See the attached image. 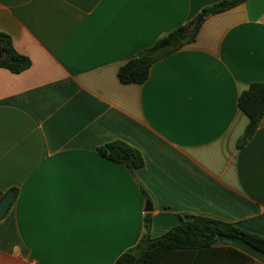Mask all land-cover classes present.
Listing matches in <instances>:
<instances>
[{
  "label": "crops",
  "instance_id": "crops-1",
  "mask_svg": "<svg viewBox=\"0 0 264 264\" xmlns=\"http://www.w3.org/2000/svg\"><path fill=\"white\" fill-rule=\"evenodd\" d=\"M220 1L0 0V32L30 60L17 73L0 66V191L16 189L0 218V264H114L147 213L152 237L186 214L264 237V114L239 146L237 105L264 83V0L202 16ZM184 25L193 38L142 84L119 82L121 64ZM115 140L144 164L100 157ZM213 246L264 264L237 238Z\"/></svg>",
  "mask_w": 264,
  "mask_h": 264
},
{
  "label": "trees",
  "instance_id": "trees-1",
  "mask_svg": "<svg viewBox=\"0 0 264 264\" xmlns=\"http://www.w3.org/2000/svg\"><path fill=\"white\" fill-rule=\"evenodd\" d=\"M242 0L220 1L202 9V16L214 14L231 8ZM195 30L188 33L186 26H180L158 38L153 45L139 54L128 58L117 70V78L122 84H142L148 77L151 64L181 47L187 39L193 38ZM0 66L17 73L30 65L27 56L18 53L12 46L6 33L0 32ZM240 111L246 116L247 124L238 140L244 144L256 130L264 114V83L252 82L237 99ZM98 155L108 161L125 165L128 169L139 168L144 164L140 151L126 142L115 140L97 148ZM13 191L12 204L16 189ZM6 192L0 191V199ZM150 214L144 217V233L131 252L122 253L114 264H252L249 256L228 247H214L217 236L237 238L264 254V237L228 222L203 215H178V223L164 233L152 237L149 233ZM190 253H202L207 258L185 256ZM231 251L233 254H226ZM218 258L222 261L216 262ZM172 259V261H171ZM216 259V260H215Z\"/></svg>",
  "mask_w": 264,
  "mask_h": 264
},
{
  "label": "water",
  "instance_id": "water-1",
  "mask_svg": "<svg viewBox=\"0 0 264 264\" xmlns=\"http://www.w3.org/2000/svg\"><path fill=\"white\" fill-rule=\"evenodd\" d=\"M202 20V16L199 15L198 19H196L195 24L200 23ZM0 57H1V49H0ZM13 197V191H8L1 199H0V218L6 213L8 207L10 206L11 200ZM145 210L150 211L151 205L147 201L145 205Z\"/></svg>",
  "mask_w": 264,
  "mask_h": 264
}]
</instances>
